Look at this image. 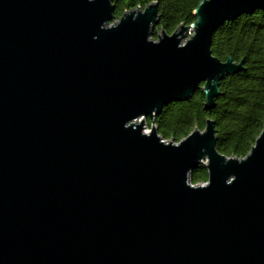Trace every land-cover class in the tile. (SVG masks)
Returning <instances> with one entry per match:
<instances>
[{
  "label": "water",
  "instance_id": "obj_1",
  "mask_svg": "<svg viewBox=\"0 0 264 264\" xmlns=\"http://www.w3.org/2000/svg\"><path fill=\"white\" fill-rule=\"evenodd\" d=\"M255 10L200 0L153 38L154 2L0 0V264H264V125L241 158L210 118L177 142L143 130L199 88L214 107L244 64L213 35Z\"/></svg>",
  "mask_w": 264,
  "mask_h": 264
},
{
  "label": "trees",
  "instance_id": "obj_2",
  "mask_svg": "<svg viewBox=\"0 0 264 264\" xmlns=\"http://www.w3.org/2000/svg\"><path fill=\"white\" fill-rule=\"evenodd\" d=\"M156 3L158 24L153 38L161 31L171 34L179 25L195 21L193 11L200 0H112L114 18L137 7ZM213 56L225 61L243 60L244 70L225 76L219 82V96L211 110L204 109L205 96L197 89L186 101L172 102L153 119L158 134L175 142L195 128L204 129L205 120L214 122L216 149L226 157H244L254 145L264 125V11L255 10L225 22L213 35ZM147 124L152 121L146 119ZM207 181V170L200 164L190 174L192 184Z\"/></svg>",
  "mask_w": 264,
  "mask_h": 264
},
{
  "label": "built area",
  "instance_id": "obj_3",
  "mask_svg": "<svg viewBox=\"0 0 264 264\" xmlns=\"http://www.w3.org/2000/svg\"><path fill=\"white\" fill-rule=\"evenodd\" d=\"M148 126H146L145 124L143 125V130L148 133L150 132V129L152 128V125L155 127V125L152 123L151 125L147 124ZM164 140H168V139H164Z\"/></svg>",
  "mask_w": 264,
  "mask_h": 264
},
{
  "label": "rangeland",
  "instance_id": "obj_4",
  "mask_svg": "<svg viewBox=\"0 0 264 264\" xmlns=\"http://www.w3.org/2000/svg\"><path fill=\"white\" fill-rule=\"evenodd\" d=\"M159 34H160V33H159ZM159 34H158V35H159ZM186 39H188V35H187V34H185V37H184L182 43H183ZM145 125L148 126V125H147V120H146V119H145Z\"/></svg>",
  "mask_w": 264,
  "mask_h": 264
}]
</instances>
